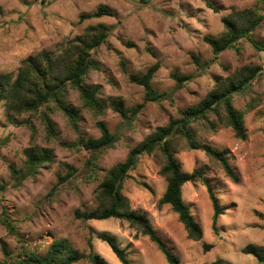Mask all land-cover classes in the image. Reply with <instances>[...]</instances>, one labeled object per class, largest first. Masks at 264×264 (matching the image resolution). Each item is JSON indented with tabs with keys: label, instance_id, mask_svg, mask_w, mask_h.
<instances>
[{
	"label": "rangeland",
	"instance_id": "rangeland-1",
	"mask_svg": "<svg viewBox=\"0 0 264 264\" xmlns=\"http://www.w3.org/2000/svg\"><path fill=\"white\" fill-rule=\"evenodd\" d=\"M100 6L114 15L81 19L82 14L95 12ZM244 8L264 14L263 0H0V72L16 75L28 56L42 50L60 51L90 25L102 22L111 28L107 43L94 52L100 67L85 78L88 86L99 89V98L106 106L101 115L84 107L79 91L71 87L67 102L82 109L78 129L56 110L51 117L57 138L50 140L42 112L16 117V121L30 118L34 132L26 123L11 121L5 106L0 105V185H5L0 191V264H19L31 252L45 255L55 241H66L84 256L75 264H93L87 257L91 252L101 254L109 264H122L98 237L104 231L118 238L133 264H170L157 244L138 234L129 222L114 217L83 222L75 211L96 209L97 189L108 171L125 161L130 150L158 126L168 124L184 109L203 100L219 77L224 79L248 65L264 66V51L247 38L219 55L205 41L206 36L224 32V16ZM254 38L264 43V21ZM157 61L161 67L152 84L165 96L146 102L135 117L125 119L109 106L111 97H122L130 108L145 102L144 87L133 83L130 76L146 72ZM174 72L190 78L180 84L172 77ZM234 104L244 115L246 140L236 138L227 127L212 131L208 124L199 126L197 139L230 151L231 163L241 176L239 183L228 178L203 150L178 141L177 157L183 170L209 168L207 175L224 208L218 232L213 228L212 201L200 182H187L183 195L203 227L201 240L189 238L170 205H160L167 181L160 173L164 160L159 151L142 156L125 181L124 193L132 208L150 218L180 264L215 260L223 264H264L245 252L250 243L264 244V73L246 92L235 95ZM100 120L107 123L118 140L101 153L95 177L89 178L85 167L89 153L77 145L101 136L97 125ZM31 146L53 148L55 160L35 177L15 185L9 166L24 167L25 150ZM69 165L77 173L60 182V177L71 171ZM4 219L11 222L14 231L9 230ZM204 243L211 247L206 250Z\"/></svg>",
	"mask_w": 264,
	"mask_h": 264
},
{
	"label": "trees",
	"instance_id": "trees-1",
	"mask_svg": "<svg viewBox=\"0 0 264 264\" xmlns=\"http://www.w3.org/2000/svg\"><path fill=\"white\" fill-rule=\"evenodd\" d=\"M210 6H212L211 3ZM106 15L112 16L114 12L100 6L95 12L82 14L81 19L100 18ZM222 21L225 30L221 35L205 37V41L213 48L215 55H219L224 50L235 48L237 42L243 38L249 39L257 49L264 51V43L259 44L254 38V32L264 21V14L253 8L234 9L232 13L224 16ZM110 35L111 28L106 24L101 22L90 25L83 34L67 41L60 51L42 50L36 55L28 56L23 60L16 75L0 72V105L5 106L8 118L17 124L26 123L35 132L36 128L30 118L16 121V117L24 113L42 112L41 117L47 137L51 140L57 138L56 126L51 114L59 110L77 130L82 109L71 106L67 102L71 87L79 91L84 107L96 116L101 115L106 106L99 98V89L88 86L85 78L91 70L100 67L94 52L107 43ZM160 67L161 62L157 61L146 72L130 76L133 83L144 87L145 102L130 108L122 97L114 96L111 97L109 106L125 119H131L140 112L146 102L161 100L165 94L157 91L152 84ZM263 73V65H248L237 69L224 79L219 77L215 87L203 100L184 109L179 117L172 118L168 124L158 126L154 132L130 150L125 161L114 165L98 186V207L90 211L77 209L76 217L83 222L111 217L125 220L132 228L136 229L138 234L148 236L157 244L170 264H180L177 255L158 234L150 218L145 213L132 208L129 197L124 193L125 181L137 168L142 156L159 151L164 160L160 173L167 181L160 205H170L185 226L189 238L201 240L204 236L203 227L195 218L183 195V186L187 182H200L206 186L212 201L213 228L218 232V220L224 213V208L214 184L207 175L209 168L204 166L195 168L191 172L183 170L177 157L178 141H184L191 149L203 150L213 162L223 169L228 178L239 183L241 176L231 163L230 151L199 142L197 134L200 125L208 124L212 131H216L220 127H227L232 130L236 138L246 140L248 130L244 115L235 106L234 98L236 94L246 92L255 79ZM172 77L180 84L190 78L176 72L172 74ZM97 125L100 128L101 136L89 138L77 145L79 150L89 153L85 161L89 178L95 177L101 153L118 140V136L111 132L105 121L100 120ZM63 144L70 147L68 143ZM25 155L24 167L9 166L13 179L16 181L15 185H21L26 179L35 177L43 167L55 160V150L48 147L31 146L25 150ZM69 168L71 171L68 176H61L60 182L68 180L71 175L77 173V169L73 166L69 165ZM3 189H5V185L2 184L0 191ZM3 221L10 231H14V226L9 220L4 219ZM98 237L112 248L122 264H133L127 249L120 245L115 235L104 231ZM204 247L208 250L211 245L204 243ZM245 252L254 255L260 263H264V244L250 243L246 246ZM83 257L66 241H55L50 245L47 254L39 255L36 252H31L26 258L20 260L19 264H75ZM87 257L93 264H109L106 258L96 252L89 253ZM206 264L223 263L215 260Z\"/></svg>",
	"mask_w": 264,
	"mask_h": 264
}]
</instances>
